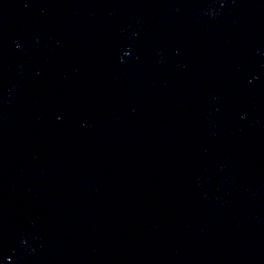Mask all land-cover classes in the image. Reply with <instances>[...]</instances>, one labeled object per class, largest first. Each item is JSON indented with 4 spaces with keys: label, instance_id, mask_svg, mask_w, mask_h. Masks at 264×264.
Returning <instances> with one entry per match:
<instances>
[{
    "label": "water",
    "instance_id": "95a60500",
    "mask_svg": "<svg viewBox=\"0 0 264 264\" xmlns=\"http://www.w3.org/2000/svg\"><path fill=\"white\" fill-rule=\"evenodd\" d=\"M0 264H264V0H0Z\"/></svg>",
    "mask_w": 264,
    "mask_h": 264
}]
</instances>
